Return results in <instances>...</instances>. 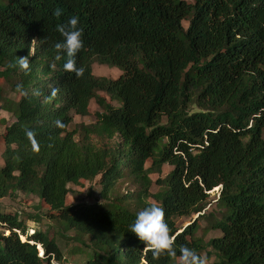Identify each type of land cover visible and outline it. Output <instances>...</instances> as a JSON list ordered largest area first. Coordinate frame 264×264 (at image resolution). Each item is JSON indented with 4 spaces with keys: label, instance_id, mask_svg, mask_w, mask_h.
<instances>
[{
    "label": "trees",
    "instance_id": "trees-1",
    "mask_svg": "<svg viewBox=\"0 0 264 264\" xmlns=\"http://www.w3.org/2000/svg\"><path fill=\"white\" fill-rule=\"evenodd\" d=\"M72 16L83 29L81 78L54 47L57 24ZM18 57H29L30 71ZM95 61L121 76L96 77ZM93 100L104 111L77 139L73 115L87 116ZM1 104L15 121L1 137L0 199L37 195L46 217L91 249L86 264H178L185 245L201 256L212 248L214 264H264V0H0ZM165 165L172 170L154 183ZM97 177L103 198L125 177L139 181L137 209L67 204L69 185ZM216 188L221 217L212 220ZM149 205L164 210L176 259H153L129 230ZM184 217L191 222L179 228ZM201 219L222 233L207 245ZM28 231L0 210V264H63L54 237Z\"/></svg>",
    "mask_w": 264,
    "mask_h": 264
},
{
    "label": "rangeland",
    "instance_id": "rangeland-1",
    "mask_svg": "<svg viewBox=\"0 0 264 264\" xmlns=\"http://www.w3.org/2000/svg\"><path fill=\"white\" fill-rule=\"evenodd\" d=\"M191 1V0H189ZM187 26V23L185 22ZM93 73L96 77H106L109 79H117L121 76L122 71L116 67H110L107 65H102L95 61L93 63ZM4 88V96L6 98H10L13 100H17L19 97L13 93L10 87L5 83H1ZM100 96L105 97L109 102V96L104 92L98 93ZM112 105L115 107H119V103L114 101ZM103 109L98 105V103L93 100L91 101L89 107V114L87 116H79L73 115L74 121L69 127L70 131H76V138L79 139V135L81 132V127L83 125H92L97 122V113H103ZM15 118L12 114L5 111L0 105V167L3 166V153L7 148L5 143L1 140V137L6 129V126L13 123ZM120 139L118 137L112 140V143H118ZM96 143L101 144L97 139ZM151 166V163H148L147 168ZM172 167L165 165L162 169V174H151L150 177L155 183L160 177L166 176ZM139 181L133 180L131 177H125L117 182L116 188L113 193L109 195L108 198H103L101 196V185H100V177H97L93 181H82L79 185L71 184L69 185L70 194L67 198L68 205H76V204H86V205H95L108 207L111 204H121L122 206L129 207L133 210L137 209L138 200L136 196L140 190ZM159 191V186L154 184L150 192L151 194H155ZM219 191L216 188L211 193V204L206 209V214H212V220L218 219L221 217V210L218 208L216 201L219 198ZM118 198V199H117ZM150 203L155 204V200L153 198H148L146 200ZM0 210L3 212H10L12 214L17 213L20 216V219L23 220L29 229V234H34V231H42L47 232L50 237H54L56 242L58 243L63 256L65 258L63 264H86L88 260V253L91 249H88L86 246L82 245L79 241L75 240V232L74 231H63L61 229L59 223L55 221H50L48 217H46V213L49 208L41 201V199L37 195L33 194H23L20 193L16 198H4L0 199ZM198 218V216H194V218ZM192 218H178L176 220L177 226L179 228L186 227L191 222ZM210 220L201 219L199 221V230L197 233L198 238H202L204 243L207 245L208 242L214 238H218L222 235L220 231H215L210 229ZM85 243L88 242L87 238H83ZM41 248V247H39ZM210 252V256L208 258V253ZM42 255V250H40ZM203 257L206 258L207 264H214L215 261L219 259L216 257V253L212 248L206 247V252L203 253Z\"/></svg>",
    "mask_w": 264,
    "mask_h": 264
},
{
    "label": "clouds",
    "instance_id": "clouds-1",
    "mask_svg": "<svg viewBox=\"0 0 264 264\" xmlns=\"http://www.w3.org/2000/svg\"><path fill=\"white\" fill-rule=\"evenodd\" d=\"M53 15L60 17L62 10L57 8ZM78 25L79 17L77 16L69 17L66 23L57 24L56 30L63 37V41L56 43L54 47L58 52H65L68 57L67 62L64 64V70L66 72H74L77 78H81L85 69L77 67L75 60L76 55L84 47L82 40L83 29L79 28ZM30 55H33L32 51ZM18 64L21 70L30 71L29 57H18ZM52 67L54 68L55 66L52 65ZM26 136L35 146V133L28 130L26 131ZM129 230L144 244L145 251H151L153 259L158 260L162 256L172 259L177 258L175 236L171 233V229L165 219V212L161 207L149 205L138 211L135 222L129 226ZM178 264H207V260L185 245L179 250Z\"/></svg>",
    "mask_w": 264,
    "mask_h": 264
},
{
    "label": "bare ground",
    "instance_id": "bare-ground-1",
    "mask_svg": "<svg viewBox=\"0 0 264 264\" xmlns=\"http://www.w3.org/2000/svg\"><path fill=\"white\" fill-rule=\"evenodd\" d=\"M40 250H41V248H40Z\"/></svg>",
    "mask_w": 264,
    "mask_h": 264
}]
</instances>
